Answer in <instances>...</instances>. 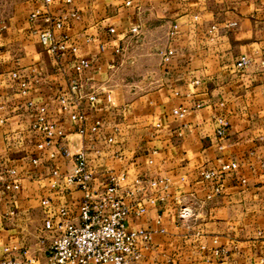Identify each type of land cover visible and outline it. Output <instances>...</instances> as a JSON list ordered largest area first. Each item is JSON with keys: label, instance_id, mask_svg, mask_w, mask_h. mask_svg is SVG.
Instances as JSON below:
<instances>
[{"label": "crops", "instance_id": "obj_1", "mask_svg": "<svg viewBox=\"0 0 264 264\" xmlns=\"http://www.w3.org/2000/svg\"><path fill=\"white\" fill-rule=\"evenodd\" d=\"M25 6L18 23L0 31V164L20 170L19 188H6L0 177V264L8 258L5 247L15 244L27 253L10 257L44 259L51 235L43 229V198L73 211L81 200L77 186L52 185L60 179L47 163L62 171L73 164L51 157L59 152L57 137L39 147L44 135L33 122L42 106L66 132L64 146L87 150L97 182L105 172L165 180L144 200L145 211L130 215L131 227L152 231L140 264H264V0H27ZM36 9L42 14L33 21ZM73 10L79 17L53 27L65 43L53 53L34 31L51 26L48 16ZM243 56L249 62L239 67ZM82 58L92 68L77 70ZM74 83L79 91L71 90ZM92 92L96 101L88 99ZM177 107L189 111L178 116ZM81 113L85 119L72 118ZM220 119L227 124L221 139ZM234 162L222 192L210 196L203 171ZM178 197L191 209L188 218L179 215Z\"/></svg>", "mask_w": 264, "mask_h": 264}, {"label": "built area", "instance_id": "obj_2", "mask_svg": "<svg viewBox=\"0 0 264 264\" xmlns=\"http://www.w3.org/2000/svg\"><path fill=\"white\" fill-rule=\"evenodd\" d=\"M46 4L52 0H44ZM128 4L131 1H127ZM40 9H36L31 14V19L37 20L41 16ZM79 17L76 10L68 11L60 17L47 19L52 22L48 29L37 31L40 43L48 50L55 53L59 49L65 48L63 41H57L53 32V27L62 28L71 18ZM177 27L174 26V29ZM113 30V29H112ZM134 31L137 28L133 29ZM174 33V31L172 32ZM169 49L164 54V59L168 61L173 54ZM249 62L245 56L238 62L239 67H244ZM77 70H88L92 68L89 59L82 58L76 66ZM16 76V75H15ZM24 92L27 83L23 82ZM71 90H80L81 84L74 83ZM111 99L110 92H105ZM98 94L92 92L88 99L96 101ZM65 110L70 108V100L66 93L61 97ZM32 103H30L31 105ZM46 108L40 107L37 111V118L33 122V127L44 135V140L39 147L52 145L57 137L59 152H52L51 157L60 154L73 164L72 170L62 171L56 164L47 163L52 175L59 178L54 181L53 186L58 184L68 189L77 186L82 191L78 208L73 211L67 204L55 208L49 197L42 199V206L45 211L43 229L50 233L51 238L45 249V257L41 261L37 258L25 257L23 259L10 257L13 252L27 253V249L17 244L5 247L8 258L5 264H140L141 246L149 245L152 240V231L144 228H133L130 225V215H141L145 211L144 200L151 196L152 190L158 185L164 184L162 178H145L140 176H130L124 172L103 173L101 181H96V173L89 165L87 150L85 148L71 151L62 144L67 136L63 129L51 122L46 114ZM187 107H177L174 114L184 116L188 113ZM73 119H85L84 115L73 114ZM100 122H96L91 130L96 131ZM227 124L224 119H220V125L216 130L218 138L226 137ZM81 133H86V127L81 128ZM222 146V144H220ZM34 163L39 162V158L33 159ZM237 163L225 164L221 169H205L203 175L212 183L210 196L222 192L221 179L224 174L236 170ZM20 176L19 168H6L0 164V177L4 180L6 188H19L20 183L16 182ZM12 179V182H9ZM155 203V198H151ZM180 204L179 215L181 218H188L191 209L182 197L177 198ZM218 251L225 252L223 248ZM10 257V258H9Z\"/></svg>", "mask_w": 264, "mask_h": 264}, {"label": "rangeland", "instance_id": "obj_3", "mask_svg": "<svg viewBox=\"0 0 264 264\" xmlns=\"http://www.w3.org/2000/svg\"><path fill=\"white\" fill-rule=\"evenodd\" d=\"M27 0H0V31L2 26L15 24L26 14Z\"/></svg>", "mask_w": 264, "mask_h": 264}]
</instances>
